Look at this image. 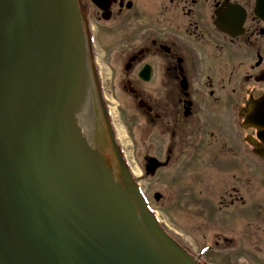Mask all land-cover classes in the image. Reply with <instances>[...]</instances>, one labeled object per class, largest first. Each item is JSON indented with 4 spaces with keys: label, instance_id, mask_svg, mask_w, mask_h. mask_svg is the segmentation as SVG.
<instances>
[{
    "label": "flooded vegetation",
    "instance_id": "flooded-vegetation-1",
    "mask_svg": "<svg viewBox=\"0 0 264 264\" xmlns=\"http://www.w3.org/2000/svg\"><path fill=\"white\" fill-rule=\"evenodd\" d=\"M77 2L90 61L111 49L120 118H143L193 196L196 263L264 264V0Z\"/></svg>",
    "mask_w": 264,
    "mask_h": 264
},
{
    "label": "water",
    "instance_id": "water-1",
    "mask_svg": "<svg viewBox=\"0 0 264 264\" xmlns=\"http://www.w3.org/2000/svg\"><path fill=\"white\" fill-rule=\"evenodd\" d=\"M79 25L76 0H0V264H195L77 126Z\"/></svg>",
    "mask_w": 264,
    "mask_h": 264
},
{
    "label": "rangeland",
    "instance_id": "rangeland-1",
    "mask_svg": "<svg viewBox=\"0 0 264 264\" xmlns=\"http://www.w3.org/2000/svg\"><path fill=\"white\" fill-rule=\"evenodd\" d=\"M105 43L107 44L106 41ZM102 49V52H97L96 55V60L100 64L101 86H103L104 96L106 95L112 101V103H107L114 108L112 116L117 127L119 146L131 169L132 176L139 185L142 196L149 207L157 213L158 218L165 225L170 235L192 251L198 245L194 227L198 217L193 210V196L191 193H184L176 174L178 171L176 166L163 168L154 177L146 175L145 156L150 155L151 152L149 153L144 120L139 116L128 114L129 112H125L127 113L125 121L121 119L118 104L127 99L119 95L117 85L110 80L113 72L112 61H110L109 56L111 49L107 50L105 46ZM106 55H108L107 59L105 58ZM108 161L110 163L109 157ZM187 189H193L192 183H189ZM157 193L162 195L160 201L155 200L154 196ZM179 205H183L184 208L180 207V209ZM202 227L208 229V224H204Z\"/></svg>",
    "mask_w": 264,
    "mask_h": 264
},
{
    "label": "bare ground",
    "instance_id": "bare-ground-1",
    "mask_svg": "<svg viewBox=\"0 0 264 264\" xmlns=\"http://www.w3.org/2000/svg\"><path fill=\"white\" fill-rule=\"evenodd\" d=\"M139 177V176H138Z\"/></svg>",
    "mask_w": 264,
    "mask_h": 264
}]
</instances>
